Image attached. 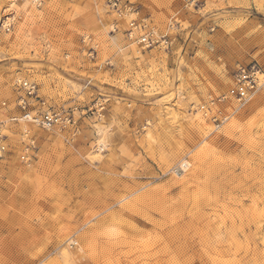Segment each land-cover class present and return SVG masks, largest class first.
Instances as JSON below:
<instances>
[{"label":"rangeland","instance_id":"1","mask_svg":"<svg viewBox=\"0 0 264 264\" xmlns=\"http://www.w3.org/2000/svg\"><path fill=\"white\" fill-rule=\"evenodd\" d=\"M112 5L0 0V264H264V0Z\"/></svg>","mask_w":264,"mask_h":264},{"label":"built area","instance_id":"2","mask_svg":"<svg viewBox=\"0 0 264 264\" xmlns=\"http://www.w3.org/2000/svg\"><path fill=\"white\" fill-rule=\"evenodd\" d=\"M111 4H113L111 7L117 11L118 1L119 0H110ZM184 3L188 4L191 0H182ZM141 27V26H140ZM138 25L132 24L130 29V37H133L134 34L139 30L141 31ZM140 28V29H139ZM150 33V32H149ZM152 33V34H151ZM150 34L144 33V36H139L141 39L142 37H145V40L149 41L154 39H157L155 36V31H151ZM160 39H162L164 42H167L168 38L166 35L160 36ZM157 39V40H160ZM238 83H239V94H240V100H247L248 94L254 93L256 90L257 85V78L256 73L247 72L246 69H242L241 72L238 75ZM17 86L22 89L25 92V96H21L19 99L18 107L20 108L21 113L19 116L11 117L9 120L15 121V122H29V124H34L36 126H39L43 129L51 130L57 125L62 124L65 122L66 124H71L70 117L60 118V116L56 113L51 112H39L34 111L31 109L32 102L30 100L37 99L38 98V84L33 80H28L25 78H18L16 80ZM6 121L0 120V162L5 158V156L8 153V135L5 132V124ZM24 136L28 135V131H24ZM32 142V141H31ZM33 143V142H32Z\"/></svg>","mask_w":264,"mask_h":264},{"label":"bare ground","instance_id":"3","mask_svg":"<svg viewBox=\"0 0 264 264\" xmlns=\"http://www.w3.org/2000/svg\"><path fill=\"white\" fill-rule=\"evenodd\" d=\"M15 1H18V0H15ZM34 1V0H33ZM35 1H38V0H35ZM29 80V79H28ZM257 83H258V77H257ZM262 83L263 82H261L260 83V86L262 85ZM258 87H259V85H258ZM259 88H261V87H259ZM258 88V89H259ZM258 89L256 88V90L254 91V93H252V94H248V97H247V100L245 101V103L244 104H246L250 99H251V97L258 91ZM244 104L241 102V104H239V105H243L244 106ZM7 123H9L8 121H7ZM6 123V124H7ZM12 123H22V124H24V128H25V130L24 131H28L27 130V124L29 123V122H15V121H12ZM29 125V124H28ZM26 126V127H25ZM24 133V132H23Z\"/></svg>","mask_w":264,"mask_h":264}]
</instances>
